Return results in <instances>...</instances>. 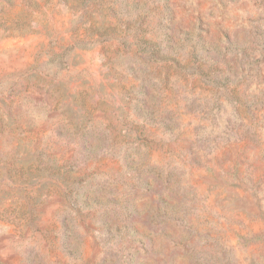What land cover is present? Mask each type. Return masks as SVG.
Wrapping results in <instances>:
<instances>
[{"label":"rangeland","instance_id":"rangeland-1","mask_svg":"<svg viewBox=\"0 0 264 264\" xmlns=\"http://www.w3.org/2000/svg\"><path fill=\"white\" fill-rule=\"evenodd\" d=\"M0 264H264V0H0Z\"/></svg>","mask_w":264,"mask_h":264}]
</instances>
